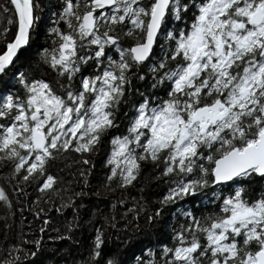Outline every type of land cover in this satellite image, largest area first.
Returning a JSON list of instances; mask_svg holds the SVG:
<instances>
[{
	"label": "snow or ice",
	"instance_id": "6c2138e0",
	"mask_svg": "<svg viewBox=\"0 0 264 264\" xmlns=\"http://www.w3.org/2000/svg\"><path fill=\"white\" fill-rule=\"evenodd\" d=\"M10 7L14 35L0 29V161L16 194L33 182L38 192L58 193L48 164L65 152L91 155L119 128V104L135 95L126 130L109 140L103 186H133L141 163L151 162L167 191L148 220L180 204L176 213L184 223L173 230L171 247L160 246L158 259L148 248V259L137 256L133 264H264V192L248 199L240 183L264 179V0H61L46 32L51 46L39 52L58 80L66 78L59 94L13 67L22 56L30 59L40 7L35 0H8L0 13L7 16ZM189 10L190 22L169 26ZM7 76L22 96L7 91ZM134 79L148 85L133 92ZM161 88L164 95L153 94ZM81 163L89 166L87 158ZM229 184L231 192L218 191ZM185 200L205 208L218 203L219 210L197 216L198 208L185 210ZM71 203L69 197L56 212ZM0 204L11 207L2 187ZM143 211V205L128 209ZM72 230L68 222L57 238L71 240ZM4 243L0 264H37L40 239ZM72 264L125 261L105 248L103 229L95 227L87 253Z\"/></svg>",
	"mask_w": 264,
	"mask_h": 264
},
{
	"label": "trees",
	"instance_id": "16d2710c",
	"mask_svg": "<svg viewBox=\"0 0 264 264\" xmlns=\"http://www.w3.org/2000/svg\"><path fill=\"white\" fill-rule=\"evenodd\" d=\"M39 4L38 15L40 20L38 27L32 33L31 46L28 48V62L17 63L13 67L21 66L18 70L30 72L33 79H43L49 83L57 94L61 84L66 82V78L59 79L56 74L50 71L43 63L39 52L45 47H50V42L46 40V32L51 26L52 13L59 11L61 0H35ZM192 16L191 10L187 16L182 18L179 24L170 26L181 27L184 21H189ZM11 19L13 30L9 37L14 35L16 28L15 11L11 8ZM61 29L64 25H59ZM125 45L129 44L127 38ZM159 49L160 41L157 42ZM3 47V44H0ZM159 55V53H157ZM31 64V68L28 65ZM147 72V67L140 69ZM89 69H84V74H88ZM7 81V91L23 95V90L16 85L15 78L7 76L3 78ZM78 86L79 81H76ZM148 85V81L143 83L132 81L133 92L139 87L141 91ZM3 87V84H0ZM4 94H7L5 92ZM154 95L162 96L164 89H157ZM138 97L133 95L130 99L121 102L116 112V123L119 128L107 134L100 142L99 146L87 157H81L73 152H65L48 164V174L54 176L56 188L60 191L53 193H41L37 191L38 184L25 186L24 192L17 195L9 181V169L5 167V162L0 161V187L7 190L11 200V207L0 204V252L7 248L4 241L20 242L23 240L34 241L40 239L42 246L36 257L37 264H72L73 259L80 258L81 253L86 254L89 245L95 235V227L103 229L104 245L107 250L117 254V258L123 259L125 264H133L137 256L148 259L146 249L154 250L153 259H158L161 245H173L172 236L174 229H177L184 221L177 215L176 209L181 205L165 208L159 217L151 222L148 215L154 213L160 207L158 201L167 191L163 180L155 179L156 168L151 162H142L138 178L133 186L126 189L117 187L112 182L110 187L103 186L104 179L109 171L105 167V159L110 151L109 140L113 135L123 134L127 128V117L131 115L133 102ZM87 158L89 166H84L81 161ZM83 172V175L81 173ZM248 199L257 197L264 192V179L258 176L245 178L240 182ZM233 185L218 191L227 194L231 192ZM75 193H82L83 196H74ZM209 198L212 192L207 193ZM72 198V203L68 207H63L60 213L56 212L57 207L67 204L68 198ZM35 201V203H33ZM123 202V203H121ZM205 203H208L205 201ZM185 210L189 207L197 209L196 215L202 216L219 210L216 205L209 204L208 207H199L196 201L185 200L183 202ZM143 205L144 211L139 215L129 213L128 209L137 210ZM43 208L45 214L35 213ZM75 208V211H73ZM50 223L44 225V220ZM10 221L8 223L7 221ZM71 222L73 226L72 239H58L63 236L65 229ZM46 230L41 232V229ZM34 249L29 248L31 252ZM131 258V259H129Z\"/></svg>",
	"mask_w": 264,
	"mask_h": 264
},
{
	"label": "rangeland",
	"instance_id": "374dc122",
	"mask_svg": "<svg viewBox=\"0 0 264 264\" xmlns=\"http://www.w3.org/2000/svg\"><path fill=\"white\" fill-rule=\"evenodd\" d=\"M7 4H8V0H0V7H3ZM11 8L12 7L9 8V12H8L7 16H5L3 13H0V29L7 26L9 28V35L11 34V32L13 30V26L11 24L10 25L7 24V20L9 18H11ZM30 46H31V42H30ZM27 52H28V49H27ZM27 62H28V58H25L24 56H22V58L20 60H18L17 63L25 64ZM17 63H15V64H17ZM15 64L13 66H15ZM81 196H83V195H81ZM78 198H79V196H78ZM7 222L10 223L9 220Z\"/></svg>",
	"mask_w": 264,
	"mask_h": 264
},
{
	"label": "water",
	"instance_id": "95a60500",
	"mask_svg": "<svg viewBox=\"0 0 264 264\" xmlns=\"http://www.w3.org/2000/svg\"><path fill=\"white\" fill-rule=\"evenodd\" d=\"M14 9V7H12ZM18 62V60L16 61V63Z\"/></svg>",
	"mask_w": 264,
	"mask_h": 264
},
{
	"label": "flooded vegetation",
	"instance_id": "af4514ba",
	"mask_svg": "<svg viewBox=\"0 0 264 264\" xmlns=\"http://www.w3.org/2000/svg\"><path fill=\"white\" fill-rule=\"evenodd\" d=\"M170 26V25H169Z\"/></svg>",
	"mask_w": 264,
	"mask_h": 264
}]
</instances>
